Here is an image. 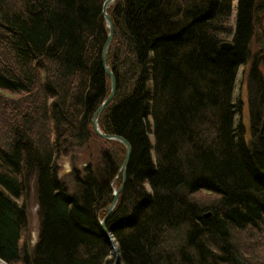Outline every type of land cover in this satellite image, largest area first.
I'll use <instances>...</instances> for the list:
<instances>
[{"label": "trees", "instance_id": "trees-1", "mask_svg": "<svg viewBox=\"0 0 264 264\" xmlns=\"http://www.w3.org/2000/svg\"><path fill=\"white\" fill-rule=\"evenodd\" d=\"M104 1L0 0L4 264L114 261L99 223L125 151L91 120L110 90ZM106 11L117 88L99 129L131 148L104 224L117 264H264V0H115ZM85 147L67 184L58 163Z\"/></svg>", "mask_w": 264, "mask_h": 264}, {"label": "water", "instance_id": "water-1", "mask_svg": "<svg viewBox=\"0 0 264 264\" xmlns=\"http://www.w3.org/2000/svg\"><path fill=\"white\" fill-rule=\"evenodd\" d=\"M115 2V0H105L103 5H102V8H101V11H102V18H103V21L106 23V26H107V29H108V34L106 36V40L105 42L103 43V47H102V50H101V64L103 65V70H104V73L106 74V76H109V87H110V90H109V93H108V96L106 97V99L98 106L96 112L94 113L93 117H92V131H94V133L101 139L103 140H107V141H115V142H118L120 143L121 145H123V148H124V151H125V154H124V158H123V163H122V166L120 168V173H122V182H121V186L118 188V189H113V200L112 202L109 204V207L107 209V212L106 214L104 215V218L103 220L99 223V226L100 228L102 229V232L103 234L109 238L110 240V249H115L116 251H118L116 249V247L113 246V243H112V238H110V235L108 234L106 228L104 227V224H105V221L107 220L108 216L110 215V213L114 210V207H115V204L117 202V199H118V194L120 193V191L122 190L123 188V183L125 181V168L128 164V160H129V157H130V154H131V148H130V145L129 143L124 140L122 137H118V136H115V135H107V134H104L102 133V131L99 129V117L101 115V113L103 112V108L109 104V102L114 98V95H115V91H116V81H115V78L112 74V71L111 69L109 68L108 65H106L107 63V50L108 48L110 47L111 45V42H112V39H113V22H111V19H110V16L108 15L107 13V8L113 4ZM221 49L223 50H230L231 48V44L229 42H225V43H222L221 44ZM264 131V118L262 120V127H261V133ZM113 263L112 264H117L118 263V256H117V252H116V256L114 257L113 259Z\"/></svg>", "mask_w": 264, "mask_h": 264}, {"label": "rangeland", "instance_id": "rangeland-1", "mask_svg": "<svg viewBox=\"0 0 264 264\" xmlns=\"http://www.w3.org/2000/svg\"><path fill=\"white\" fill-rule=\"evenodd\" d=\"M257 45V44H256ZM259 45V44H258ZM258 45L257 46H253V52L257 53L258 51ZM252 48V47H251ZM239 73L238 76L236 77V86H235V96H240L242 102L244 103V108L242 111V120L244 122V124H246V126L248 127V113H247V102H246V98H247V92L245 90L244 85L242 84V82L240 81L241 78V73H242V69L239 68ZM91 149H87L82 148L80 150H78V154H76L75 156L72 157H68L66 159H61L58 163V165L60 166L59 171H60V175L62 177V179L65 180V182L67 184H72L73 183V176L71 175L72 173V167L69 164V159L73 158L72 161H74V166L73 168H75L77 171H81L85 165H87L85 159H87L88 154H90ZM35 198H34V189L31 190L30 195L27 198V209H28V231L30 232L31 236L29 237L28 241L32 242L33 245L36 244V240L38 237V216H37V208H36V204H35ZM260 259L261 261H264L263 255H260ZM111 258L114 259V257L111 255ZM0 264H4L3 262H0Z\"/></svg>", "mask_w": 264, "mask_h": 264}, {"label": "bare ground", "instance_id": "bare-ground-1", "mask_svg": "<svg viewBox=\"0 0 264 264\" xmlns=\"http://www.w3.org/2000/svg\"><path fill=\"white\" fill-rule=\"evenodd\" d=\"M112 240V239H111ZM112 243H113V240H112ZM113 246L115 247V245H114V243H113ZM116 250L115 249H111V255L113 256V257H115L116 256Z\"/></svg>", "mask_w": 264, "mask_h": 264}]
</instances>
